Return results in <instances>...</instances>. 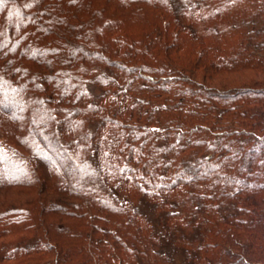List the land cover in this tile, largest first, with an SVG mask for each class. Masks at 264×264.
I'll return each instance as SVG.
<instances>
[{
    "label": "trees",
    "instance_id": "obj_1",
    "mask_svg": "<svg viewBox=\"0 0 264 264\" xmlns=\"http://www.w3.org/2000/svg\"><path fill=\"white\" fill-rule=\"evenodd\" d=\"M0 264H264V0H0Z\"/></svg>",
    "mask_w": 264,
    "mask_h": 264
}]
</instances>
